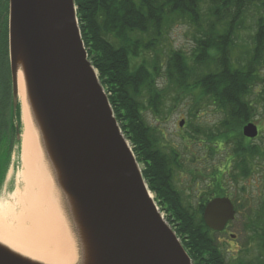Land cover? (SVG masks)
Masks as SVG:
<instances>
[{
  "label": "water",
  "instance_id": "1",
  "mask_svg": "<svg viewBox=\"0 0 264 264\" xmlns=\"http://www.w3.org/2000/svg\"><path fill=\"white\" fill-rule=\"evenodd\" d=\"M21 65L58 184L87 246L86 264H195L155 200L89 58L76 0H10L11 102L20 116L19 144L4 186L18 173L16 152L22 163ZM243 135L255 139L258 125L247 123ZM236 217L228 196L214 197L203 212L205 224L216 232ZM0 264L46 263L0 241Z\"/></svg>",
  "mask_w": 264,
  "mask_h": 264
},
{
  "label": "trees",
  "instance_id": "2",
  "mask_svg": "<svg viewBox=\"0 0 264 264\" xmlns=\"http://www.w3.org/2000/svg\"><path fill=\"white\" fill-rule=\"evenodd\" d=\"M211 1L206 27L201 23L205 18L202 0H76V4L89 58L109 94L123 133L137 160L145 166L142 171L149 188L161 199V204L169 205L167 211L171 216L167 220L195 264H230L215 240L219 232L205 224V205L193 208L183 204L180 192L172 183L174 165L179 164L180 156L174 149L165 150L162 132L147 117L148 110L157 119L161 118L163 96L172 86L186 93H198L193 94L195 101L207 97L224 111L221 128L226 133L242 135L240 142H236L238 156L230 157L228 165L237 161L240 172L248 175L252 170L251 158L262 155L264 150L243 135V127L255 121L253 94L260 86L264 89V0ZM253 5L261 11L253 49L248 52L245 64L237 67L233 55L236 39L246 23L245 9ZM180 20L204 28V33L196 40L191 59L173 49L163 59L159 47L166 38L168 26ZM161 77L166 78L167 88H160ZM10 90V97L8 90L0 93V193L19 144L15 138V122L20 112L14 109L12 87ZM202 131L201 127L195 130L197 134L213 133ZM213 138L211 142H220L219 147H224V137L220 141ZM224 176L225 170L221 168L212 175L213 187L219 191L225 190ZM261 240L264 252V230ZM237 264H264V256L240 260Z\"/></svg>",
  "mask_w": 264,
  "mask_h": 264
},
{
  "label": "rangeland",
  "instance_id": "3",
  "mask_svg": "<svg viewBox=\"0 0 264 264\" xmlns=\"http://www.w3.org/2000/svg\"><path fill=\"white\" fill-rule=\"evenodd\" d=\"M211 3L210 0L201 2V9L205 16L201 21L203 27L207 25ZM260 13L256 5L245 9L246 23L238 32L236 49L233 53L236 63L234 65L237 67L242 66L249 59V53L254 45L253 38L257 31L256 21ZM203 33L204 28L195 24L181 20L172 23L168 26L166 38L159 47L161 58L166 59L170 50L173 49L191 59L196 40ZM208 71L205 70V73ZM158 84L160 88H167L166 78H159ZM166 94L162 99L164 103L161 108V118L157 119L148 110L147 117L148 122L154 127L157 126L162 132L161 140L165 150L169 152L174 149L180 156L179 164L174 165L176 172L172 183L180 192V197L184 200L183 204L186 206L190 204L195 208L202 204L206 205L210 199L217 196L231 197L235 203L237 218L230 222L225 231L215 234V240L223 257L230 264H237L240 260H257L259 256H264L261 240L264 230V151L262 155L251 158V173L244 175L240 172L237 161H234L231 166L227 163L230 157L234 158L237 155L239 144L236 142H240L242 135L234 132L226 133L227 131L221 128L225 118L224 111L209 101L210 99L207 100V97L199 102L195 101L196 95L193 94L198 93H186L172 86ZM253 97L256 104L254 122L258 125L260 133L253 139L252 144L264 150V89L262 86L256 88ZM182 120H185V124L181 127L179 123ZM198 127H201L204 133L205 131L213 133L197 134L195 130ZM213 137L218 141L224 137V147H219L220 142H211ZM15 154V166H19L18 173L7 182L0 195L8 196L12 192L9 190L21 188L18 174L22 163L18 153ZM140 166L142 169L145 168L143 163H140ZM218 168L225 170L224 191L213 187L211 178ZM217 193L221 195H215ZM160 200L158 199V204L166 217L171 216V213L167 211L169 205L166 202L161 204ZM173 224L176 225L174 222ZM232 234L236 237L233 238Z\"/></svg>",
  "mask_w": 264,
  "mask_h": 264
},
{
  "label": "bare ground",
  "instance_id": "4",
  "mask_svg": "<svg viewBox=\"0 0 264 264\" xmlns=\"http://www.w3.org/2000/svg\"><path fill=\"white\" fill-rule=\"evenodd\" d=\"M22 68L21 188L0 196V241L46 264H86L87 246L72 206L58 184Z\"/></svg>",
  "mask_w": 264,
  "mask_h": 264
},
{
  "label": "flooded vegetation",
  "instance_id": "5",
  "mask_svg": "<svg viewBox=\"0 0 264 264\" xmlns=\"http://www.w3.org/2000/svg\"><path fill=\"white\" fill-rule=\"evenodd\" d=\"M9 13L10 0H0V93L8 90V94L12 87L9 68Z\"/></svg>",
  "mask_w": 264,
  "mask_h": 264
}]
</instances>
